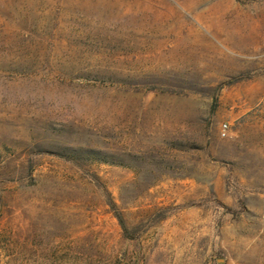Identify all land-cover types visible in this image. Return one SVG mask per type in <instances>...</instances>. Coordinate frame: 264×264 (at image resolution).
<instances>
[{"label":"rangeland","instance_id":"rangeland-1","mask_svg":"<svg viewBox=\"0 0 264 264\" xmlns=\"http://www.w3.org/2000/svg\"><path fill=\"white\" fill-rule=\"evenodd\" d=\"M0 264H264V0H0Z\"/></svg>","mask_w":264,"mask_h":264},{"label":"trees","instance_id":"trees-1","mask_svg":"<svg viewBox=\"0 0 264 264\" xmlns=\"http://www.w3.org/2000/svg\"><path fill=\"white\" fill-rule=\"evenodd\" d=\"M237 2H241L242 0H236ZM86 152H90L91 154H93V155H96V153H98V152H96V151H94V150H89V151H87V150H85ZM57 155H59V156H61V157H64V158H67V159H69V160H73V162H75L76 163V161H77V157L75 156V158H73V157H71V156H68V155H66V154H64V153H62V152H59ZM97 159V158H96ZM109 195V197H110V194H108ZM109 205L111 206V208L113 209V211H116V204L113 202V200H111V198H110V200H109ZM115 213H117L116 214V218L118 219V221H119V223H120V225H121V227H122V229H123V231H124V233L126 234V235H128V227H127V224H126V222H125V220H124V218L122 217V215L121 214H119L118 212H115Z\"/></svg>","mask_w":264,"mask_h":264},{"label":"built area","instance_id":"built-area-1","mask_svg":"<svg viewBox=\"0 0 264 264\" xmlns=\"http://www.w3.org/2000/svg\"><path fill=\"white\" fill-rule=\"evenodd\" d=\"M228 129H229V127H228L227 124H223V125L221 126V130H220V132H221V136H222V137H226V136H227Z\"/></svg>","mask_w":264,"mask_h":264}]
</instances>
